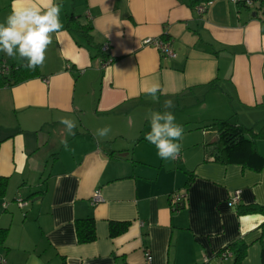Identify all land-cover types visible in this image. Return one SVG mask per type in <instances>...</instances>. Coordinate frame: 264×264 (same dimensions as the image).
I'll list each match as a JSON object with an SVG mask.
<instances>
[{"label":"crops","instance_id":"crops-1","mask_svg":"<svg viewBox=\"0 0 264 264\" xmlns=\"http://www.w3.org/2000/svg\"><path fill=\"white\" fill-rule=\"evenodd\" d=\"M55 2L63 27L42 68L13 74L21 61L0 52L10 67L0 74V176L8 178L0 198V228L7 229L0 253L7 264H235L234 253L217 256L230 243L245 246L240 264H264V213L241 212L264 207V165L216 159L217 132L206 127L228 120L264 134L254 115L264 108V3L252 11L213 0L198 14L183 0ZM44 3L0 0V22L13 6ZM69 22L90 25L93 41L108 43L113 61L104 65L75 40ZM163 35L175 58L142 43ZM14 76L20 81L12 82ZM151 83L160 85L159 102L142 92ZM166 99L174 114L183 112L180 100L209 111L178 122L183 147L169 161L144 138L148 111H163ZM61 117L76 121L75 136L67 135ZM106 125L109 136L98 140L94 132ZM252 145L264 157V136ZM236 189L239 203L229 206ZM95 192L101 199L93 203ZM173 193L183 204L171 205ZM16 198L27 205L18 207ZM87 217L95 237L81 243L75 220ZM112 223L127 227L111 234Z\"/></svg>","mask_w":264,"mask_h":264},{"label":"clouds","instance_id":"clouds-1","mask_svg":"<svg viewBox=\"0 0 264 264\" xmlns=\"http://www.w3.org/2000/svg\"><path fill=\"white\" fill-rule=\"evenodd\" d=\"M61 5L55 0H45L44 6H26L17 9L12 7L10 13L0 22V52L14 60L19 59V67L27 71L42 68L46 61V53L53 43V34L59 32L63 25L60 21ZM142 92L159 102L162 94L159 83L146 85ZM163 111L149 110L147 119L150 130L145 140L154 145L157 156L164 160H176L182 150L184 127L178 123L171 109L175 107L171 99L163 102ZM68 136H75L77 123L68 117L59 118ZM110 126L98 128L94 136L99 140L109 136ZM60 143L65 150H70L67 139Z\"/></svg>","mask_w":264,"mask_h":264},{"label":"trees","instance_id":"trees-1","mask_svg":"<svg viewBox=\"0 0 264 264\" xmlns=\"http://www.w3.org/2000/svg\"><path fill=\"white\" fill-rule=\"evenodd\" d=\"M187 6L190 8H195L196 5H198L201 2H207L212 0H183ZM68 29L74 36L75 40H79L84 42L85 45L88 47H92L94 49V53L96 56H100L102 59V62H105L108 58V53H104L101 50V45L95 41H93V38L90 34L91 26L88 24H81L79 22L71 23L69 22L67 25ZM167 37L166 35L164 36ZM168 39V38H167ZM113 61V59H111ZM22 67H17L15 70L12 71V73L18 75L19 71ZM24 69V68H22ZM38 70V69H37ZM36 70V71H37ZM14 78L12 82H18L20 81L17 77ZM228 120H214L211 121L206 127L212 128L217 132V140L214 143V149L215 150V157L216 159H219L221 161H228L232 159H242L247 158L250 159L251 162L254 161V167L260 168L262 165H264V157H261V155L256 151L255 147L252 145L254 144V138L264 136V134H261L260 132L253 133L252 129L246 128L243 125H234L231 124V122H227ZM8 178L7 177H1L0 176V198H2L5 195V191H7L8 186ZM22 200H25L21 198ZM17 198L15 199L16 202ZM27 201V200H26ZM28 202V201H27ZM179 205V204H178ZM177 205V206H178ZM262 212L264 213V207L262 206H249L244 207L241 212ZM94 221L93 218L87 217V218H79L75 220V232H76V238L78 242H90L94 240L95 237V227H94ZM111 225V224H110ZM127 227V223H122L121 226L119 225L117 227L116 224L112 223L110 233L116 234L119 232H123ZM262 231V234H264V222L260 225ZM7 234L6 228H0V242H3ZM226 250L231 251L235 254L234 262L235 264H240L241 260L243 259L245 246L244 244H235L230 243L229 245L224 246L222 249H220L217 253V256L220 258L222 256V253ZM262 257H264V249H262Z\"/></svg>","mask_w":264,"mask_h":264},{"label":"built area","instance_id":"built-area-1","mask_svg":"<svg viewBox=\"0 0 264 264\" xmlns=\"http://www.w3.org/2000/svg\"><path fill=\"white\" fill-rule=\"evenodd\" d=\"M230 2H233L235 4L238 5H244V6H250L252 5L255 0H229ZM262 2H264V0H261ZM211 4V1H207V2H201L198 5L195 6V11L198 14H203L204 11L207 9V7ZM165 35L161 36V37H148V38H144L142 43L144 45H150L153 46V48L156 49V51L159 52L160 56L163 58H175L177 56L176 52L173 50L171 41L167 38L164 37ZM101 50L104 53H107L109 51V44L105 43L101 45ZM111 62V58L108 56L107 60L103 63L108 64ZM10 67L8 65H5L4 63L0 62V74L4 75L7 74V72L10 71L9 69ZM240 190L236 189L231 197H229V201L228 204L229 206H235L236 204L239 203V199H240ZM181 195L178 193H173L171 194V196L169 197L171 199V205L174 207H177V205L181 202L182 197H180ZM101 199V196L99 194V192H95L93 194L92 197V202L96 203ZM26 200H22L21 198H17L16 203L18 207L20 208H24L27 204H26ZM233 253L229 250H226L222 253L223 258H227L232 256ZM145 257L147 261H150L149 259L151 258L148 252H145ZM207 259L204 258V262H206ZM0 264H7V260L4 254L0 253Z\"/></svg>","mask_w":264,"mask_h":264},{"label":"rangeland","instance_id":"rangeland-1","mask_svg":"<svg viewBox=\"0 0 264 264\" xmlns=\"http://www.w3.org/2000/svg\"><path fill=\"white\" fill-rule=\"evenodd\" d=\"M226 1H229V0H226ZM231 3H233V2H231ZM262 3H264V2H262L261 0H255V2L252 5H250V10L256 11L257 9L261 8L260 5ZM233 4H235V3H233ZM262 6H264V5H262ZM261 10H264V8H262ZM184 103L185 102H183L181 100L179 101L180 109L182 108L183 110H181V111H183V112L181 114L175 113L177 122H184L185 120L186 121L187 120L194 121L195 119L198 118V116L199 117H201L202 115H205L206 116L209 113V111L206 110L205 107L199 108L198 103L193 102V105L192 106H189V107H186V108H185V104ZM208 107H210V103L208 104ZM179 115H180V118H178ZM254 115H258L257 116V118H258L257 120H262V121H259L256 124V127H259L261 125H264V123H262V122H264V108L259 109V110H256L254 112ZM178 120H180V121H178ZM145 125H146V127H145L146 129L144 128L145 129L144 130V136L150 130L149 122H147V124H145Z\"/></svg>","mask_w":264,"mask_h":264},{"label":"water","instance_id":"water-1","mask_svg":"<svg viewBox=\"0 0 264 264\" xmlns=\"http://www.w3.org/2000/svg\"><path fill=\"white\" fill-rule=\"evenodd\" d=\"M181 204H183V202H181Z\"/></svg>","mask_w":264,"mask_h":264}]
</instances>
